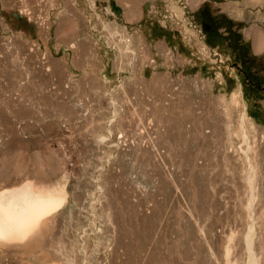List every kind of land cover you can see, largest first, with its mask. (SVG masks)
Returning a JSON list of instances; mask_svg holds the SVG:
<instances>
[{
	"label": "rangeland",
	"instance_id": "rangeland-1",
	"mask_svg": "<svg viewBox=\"0 0 264 264\" xmlns=\"http://www.w3.org/2000/svg\"><path fill=\"white\" fill-rule=\"evenodd\" d=\"M202 5L260 53L264 0H0V191L64 194L0 264H232L252 167L264 190V119L199 41Z\"/></svg>",
	"mask_w": 264,
	"mask_h": 264
},
{
	"label": "bare ground",
	"instance_id": "bare-ground-1",
	"mask_svg": "<svg viewBox=\"0 0 264 264\" xmlns=\"http://www.w3.org/2000/svg\"><path fill=\"white\" fill-rule=\"evenodd\" d=\"M142 87L145 92H150L153 89L158 92L169 91L166 86H161L159 84L154 88L150 84L144 83ZM175 102L180 105L183 101ZM174 104V101L170 100L168 102L169 106ZM254 172L255 169L252 167L249 176L251 193L247 202V209L252 211L253 217L251 223L245 230L243 242L241 239L242 231L240 228L236 235L234 234V237L230 240L231 250L228 251V262H231L232 264H264V190L262 189V185L260 188L263 193L261 192V194L258 192L261 197L256 194V176L254 179ZM2 182L6 183V181L2 180L0 177V183ZM63 200V193H53L51 190H48L41 184H37L32 180H27L11 190L0 191V245L23 243L31 238L44 226L48 215L57 209L63 203ZM257 200H260V205L257 214H255L254 207ZM48 264L61 263L52 262Z\"/></svg>",
	"mask_w": 264,
	"mask_h": 264
},
{
	"label": "flooded vegetation",
	"instance_id": "flooded-vegetation-1",
	"mask_svg": "<svg viewBox=\"0 0 264 264\" xmlns=\"http://www.w3.org/2000/svg\"><path fill=\"white\" fill-rule=\"evenodd\" d=\"M219 12H215L210 6L202 5L187 17L194 23L201 43L212 52L227 55V65L234 70L233 82L241 86L247 101L255 98L251 104V116L261 122L264 117L257 110L260 108L258 100L264 101V45L260 53L256 52L251 37L247 38L241 28H235L230 19ZM142 13L145 14L144 10ZM143 25H150L151 30L156 28L153 21ZM160 33L163 37L167 35ZM173 38H178L177 32L173 34ZM170 40L169 37L167 42Z\"/></svg>",
	"mask_w": 264,
	"mask_h": 264
},
{
	"label": "water",
	"instance_id": "water-1",
	"mask_svg": "<svg viewBox=\"0 0 264 264\" xmlns=\"http://www.w3.org/2000/svg\"><path fill=\"white\" fill-rule=\"evenodd\" d=\"M113 8H115L114 3L111 4Z\"/></svg>",
	"mask_w": 264,
	"mask_h": 264
}]
</instances>
